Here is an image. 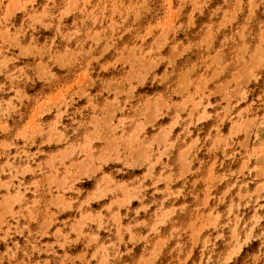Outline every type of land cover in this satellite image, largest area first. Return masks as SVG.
<instances>
[{
    "label": "rangeland",
    "instance_id": "374dc122",
    "mask_svg": "<svg viewBox=\"0 0 264 264\" xmlns=\"http://www.w3.org/2000/svg\"><path fill=\"white\" fill-rule=\"evenodd\" d=\"M0 264H264V0H0Z\"/></svg>",
    "mask_w": 264,
    "mask_h": 264
}]
</instances>
